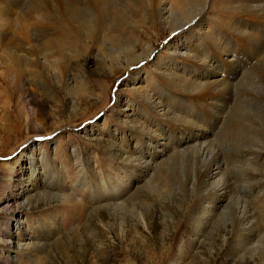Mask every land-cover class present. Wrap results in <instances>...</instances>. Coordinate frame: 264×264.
I'll use <instances>...</instances> for the list:
<instances>
[{
    "label": "rangeland",
    "instance_id": "1",
    "mask_svg": "<svg viewBox=\"0 0 264 264\" xmlns=\"http://www.w3.org/2000/svg\"><path fill=\"white\" fill-rule=\"evenodd\" d=\"M24 1L20 3V10L25 5ZM210 1L204 7L203 14L197 16L196 25L187 24L171 32L168 26L149 22L145 16V0H126L132 12L128 14L129 22L124 24V29H127L124 37L137 38L143 46L151 43L154 51L149 58L132 67L127 66L123 56L113 63L109 59L103 62L105 56L118 58L122 55L119 54L120 50L111 52V45L106 43L115 32L111 28L104 30L100 34L99 44H85L87 49L83 57L93 61L87 67V79L74 67L71 72L76 86L83 89L82 94L76 89L71 92L63 90L55 81L52 84L48 81L44 86L37 80H26L23 72L17 77L13 72L6 71L0 58V245L3 244L4 234L9 232L11 239L20 241L22 249L25 244L37 247L42 244L44 236L54 234L56 227L59 230V235L45 245L44 251L36 252V256L29 260L25 253L5 254V249L0 247V264H8L4 262L6 255L14 258L11 264H153L154 254L162 250L163 244L166 246L171 241L177 229L178 239H191L186 219L200 201V192L194 182L197 164L186 154L173 159L175 155L168 152V146L165 152H162V145L158 144L148 151L139 147L134 141L141 135L130 120L134 117L144 120L146 126L148 122L153 123L150 128L153 134H150L164 143L169 138L154 135L159 133L156 128L158 125L155 124L159 123L163 129H171L174 121L163 120L161 111L145 105L140 93L147 91L153 94L158 87L173 94L175 90L184 88L186 82L182 81L181 76L187 77L190 69L199 73L197 75L206 72L201 60L198 64L203 49L216 59L217 63L213 62L215 67L229 65L226 62L231 59V51L229 55L223 56L227 59L223 61L209 42L211 38H207L210 31L223 32L232 38L233 33L224 31L225 21L229 17L236 19L239 16L243 19L241 22L247 31L250 23L254 24V28L264 26L260 11L223 6L225 1L230 0H217L211 6ZM6 20L8 23L0 24V34L3 33L0 35V45H13L17 49L25 47V42L18 41L25 35V20L16 15H9ZM236 49L238 55L239 48ZM196 50L199 51L196 61L186 56L193 55ZM173 51L181 54L176 56ZM20 52L25 54L23 49ZM238 60L243 74L232 83L233 97L227 119H235L238 115L242 119H237L243 121L248 129L242 128L235 137L223 135L224 126L216 131L205 132L209 150L218 157L225 170V180L230 181L231 195L221 196L223 201L219 205V212L216 217L207 219L206 230L196 246L185 244L184 264H256L264 250V188H260L264 186V106L256 99L264 96V81L260 80L257 73L259 66L264 63V47L261 52L242 49ZM71 65H75L73 59ZM166 68L174 76L168 77V80L160 75ZM186 70L187 73L184 72ZM220 74L217 78L221 76L231 81L230 75L224 72ZM94 80H99L101 86L85 91L87 87H92L91 82ZM164 98L165 95H162ZM141 111L143 114H139ZM199 115L203 114L200 112ZM168 133L171 137V133ZM175 140L170 138L171 142ZM113 142L127 152L139 153L143 158H148L158 148L156 156L163 155L160 161L153 164V176L148 178L152 186L156 185L157 190L164 193L163 198L157 199L154 193L153 196L151 192L144 191L143 185L137 187V195L132 194L127 198L132 200L130 208L136 203L142 211L146 228L141 220L137 222L124 210L87 208L90 194L98 193L94 188V179L107 173H116L112 169L117 159L110 157L109 149ZM248 148L257 158L255 162L252 161L254 164L235 162V153ZM77 157L93 165L92 169L84 166V172H80L75 160ZM247 173L255 179L247 178ZM166 176H169L167 180ZM188 178L191 183L185 185L184 180ZM141 179V176H132L131 188ZM70 185L74 186L71 192L60 190ZM33 187L36 190L29 193L26 200L21 198L25 189L28 188V191ZM257 189L258 194L261 192L260 198L254 200L253 196L258 194L251 192ZM236 209H243L253 216L256 232L246 249L235 254L234 247L239 237L234 230V223H237L239 216ZM134 223L136 228L132 226ZM122 229L126 231L122 233ZM176 251L177 247L174 249ZM171 257V260L175 258L173 254Z\"/></svg>",
    "mask_w": 264,
    "mask_h": 264
},
{
    "label": "bare ground",
    "instance_id": "2",
    "mask_svg": "<svg viewBox=\"0 0 264 264\" xmlns=\"http://www.w3.org/2000/svg\"><path fill=\"white\" fill-rule=\"evenodd\" d=\"M22 1L23 0H0V24H6V18L9 15H16L19 19L25 20V35L23 39L18 40L21 43L25 42V47L21 46L20 49H17L14 48L13 45H0V58L6 66V71L13 72L17 77L23 72L25 73L26 80H37L44 86L47 85L48 81H50V84L55 81L63 90L71 92L73 89H76L75 91L82 94L83 89L81 86H76V82H74L75 77H73L71 72L76 68V72H79L82 77L84 75V79H87L88 74L85 75V73L87 67L92 65L93 61L90 58L83 57L87 49L85 44L89 42L99 44L101 42L100 34L109 28H111L115 34L111 35V39L108 38V41H105L111 45V47H109L111 52H113V50H120L119 54L122 55L118 58L112 57L111 55L105 56L102 58L103 62L109 59L113 63L114 60L117 61L124 57L127 66L132 67L149 58L154 51L153 44L151 43L143 46L141 42H138L137 38L124 37V32H127V29H124V24L129 22L130 17L128 14L132 12L129 5L125 2L126 0H25V5L20 10L19 8L22 6ZM145 1L147 5V14H145V16L148 17L149 22H157L161 26H168L171 32H173L187 26V24L197 23V16L203 14L202 11L204 7L209 4L210 0ZM216 2L217 0H211L210 6ZM225 3L226 4H223L225 7L231 6V8H241L244 9V11H260L264 18V0H230L228 2L225 1ZM241 21H243V19L238 16L236 19L229 17L227 21H225L227 23H223L225 26L224 31L226 30V32L229 31L233 33V40L223 32L213 33L210 31L211 34L207 33L209 35L207 38H211V41H208L215 47V50L220 54L223 61H227L223 56L229 55L228 52L231 51V55H229L231 59L229 62H226L229 63V65H218V67H215L213 62L217 63L216 59L208 55V51L203 49L202 56L198 59V64L199 60H201L206 72L197 75L199 73H194V71L190 69L187 77L185 75L181 76L182 81L186 82L184 88L175 90L173 94H168L158 87L154 89L155 92L153 94H149L147 91L140 93L145 105L153 110L161 111L160 116L163 120L174 121V125L171 129H163L159 123L155 124L158 125L156 128H158L159 133H154V135L166 136V138H169L168 140H164V143H160L162 140L159 141L152 135L153 132L150 131V128L153 123L148 122L146 126L144 120H138L135 117L133 120H130V122L139 129L138 132L141 138H137L134 141L139 147H143L148 151L154 148L153 145L158 144L160 146L162 145V152H165L168 146L170 148L168 152L175 155L173 159L186 154L191 156L192 158L189 157V159H193L194 163L198 166V168L195 169V181H193L196 183V189L200 192V201L196 203L194 209L186 219V226L188 232H190L191 239L188 241L180 237V239H178L177 235L179 234V230L177 229V232L175 231V236L173 238L171 237V241L169 243L167 242L166 246L163 244L162 250L158 254H154L152 257L153 264H184L183 250L185 244H190L192 247L196 246L203 232L206 230L205 228L208 224L206 223L207 219L209 217H216L218 214L219 205L221 206L220 203L223 201L221 196L231 195L229 194L230 181L228 180V182L225 180V170L220 165L218 157L209 150V143L206 142L208 136L205 135V132L216 131L218 128L220 129L224 126L225 132L223 135L235 137L240 134L242 128L244 130L245 127L248 129L243 121L237 119H242L238 117V115L235 119H227V113L233 97L231 94V86L232 83L243 74L242 69L238 65V58L242 49H255L260 52L263 50L264 30L261 28H264V26L254 28V24L250 23L249 31H247ZM114 22L116 23L109 26ZM2 34L3 33L0 35ZM239 43H241V45ZM88 45H90V43ZM222 46H224V49ZM229 47H231V50ZM236 48H239L238 55ZM22 49L25 50V54L20 52ZM198 52L199 51L196 50L193 55L186 54V56L188 58H194L196 61L199 54ZM173 53L176 56L181 54L175 51H173ZM72 59L75 61V65L73 66L71 65ZM198 68L200 69L201 67L198 66ZM184 72L187 73L188 71L186 70ZM221 72H224L225 75H230L233 80L231 79V81L228 82L227 79H223L221 76L217 78V75H221ZM257 73L260 80L264 81V63L259 66ZM4 74L6 75V73ZM160 75L164 80H168V77L172 76L167 68L166 71L164 69ZM14 81L16 80L14 79ZM91 83L92 87H87L85 91L96 89L98 86H101L99 80H94ZM162 95H165L164 99H162ZM256 99L264 106V96L257 97ZM103 102L104 99L102 100V105ZM200 112L203 114L202 116L199 115ZM139 114H143V111ZM25 119H27V115H25ZM168 132L171 133V137L176 139V142L170 141L171 137ZM109 149L110 157L117 159L116 166L112 169L116 170V173H112V175L111 173L110 175L107 173L103 177L101 176L100 178L94 179L96 184L94 188L98 193L92 192L90 194L87 208L95 209L98 207H108L113 209V211L117 209L124 210L131 218L137 219V222L141 220L146 228L147 223L142 211L139 210L136 203H133V206L131 205L130 208L129 203L132 200L129 201L127 198H130L129 195L137 193V187L141 185L145 186L143 188L144 191L147 190V192H151L152 195L154 193L157 199L162 197L163 192L158 191L156 185L152 186L148 178L153 176V173H151L154 167L153 164L157 160L160 161L163 155L156 156L158 148L155 150L156 152L150 153L148 158H143L139 153L127 152V150H124L123 147L115 144V142L109 146ZM188 149H190V152H188ZM251 156H254V154L251 148H248L247 150L236 152L233 157L235 162L245 163L247 165L250 163L254 164L252 161L255 162L257 159L256 156L252 158ZM75 160L80 166V172H84L86 168L84 166H90L88 168L92 169L93 165L91 166L88 162L82 161L79 157ZM135 175L141 176L142 179L131 188L130 180L132 176ZM247 176L250 180L255 179L252 174L247 173L246 177ZM161 178L159 179L161 180ZM167 178H169V176L165 177L166 180ZM184 181L185 185L190 182L189 178ZM76 186L78 185L76 184ZM73 187L74 186L70 185L60 190L62 192H71ZM260 188L263 190L264 186H260ZM27 189H25V193L21 196V198H25V200L29 193L36 190V187L28 191ZM131 189H133V192H131ZM134 189H136V191H134ZM255 192L258 194V189L255 191L252 190L251 194ZM260 193L253 196L254 200L260 198ZM237 214H239V216L237 217V223H234V230L239 234V237H237V243L234 247L235 254L246 249V245L250 243L251 237L255 236L256 232L253 228V216L250 213L241 209L237 210ZM121 220L123 222L125 221L124 219ZM130 222L133 223V221ZM132 226L136 228L135 223ZM125 231L122 229V233ZM3 232H6V230L3 229ZM56 235H59L57 227L56 230H54V234L43 237L42 244H39L37 247H30L29 244H25V248L22 249L20 241L11 239L10 233L7 232L3 237L4 245L1 244L0 247L5 249V254H9L10 252L25 253L29 260L36 256V252L44 251L45 245ZM177 243L179 244L177 245ZM175 247L178 249L176 252H174ZM172 254L175 258L171 260ZM12 261H15L14 258L10 255H6L4 262L11 264ZM34 264L39 263L34 262ZM256 264H264V250Z\"/></svg>",
    "mask_w": 264,
    "mask_h": 264
}]
</instances>
